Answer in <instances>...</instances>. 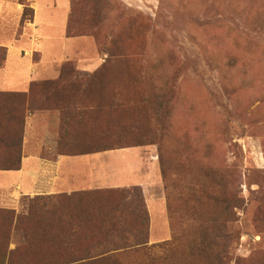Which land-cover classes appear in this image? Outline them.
I'll return each mask as SVG.
<instances>
[{"label":"rangeland","instance_id":"1","mask_svg":"<svg viewBox=\"0 0 264 264\" xmlns=\"http://www.w3.org/2000/svg\"><path fill=\"white\" fill-rule=\"evenodd\" d=\"M0 1L19 11L0 15L1 66L3 45L28 43L35 0ZM69 4L67 34L84 39L76 53L95 70L63 63L55 82L63 88L35 83L30 99L68 106L80 153L144 149L157 164L156 180L145 194L86 191L48 203L0 196V264H264V0ZM14 99L0 109V154L28 109L26 97ZM81 108L82 122L74 120ZM95 194L106 200L93 204ZM37 209L54 212V226L26 218L38 217ZM110 217L133 250L74 263L95 253ZM143 233L147 248L138 247Z\"/></svg>","mask_w":264,"mask_h":264},{"label":"crops","instance_id":"2","mask_svg":"<svg viewBox=\"0 0 264 264\" xmlns=\"http://www.w3.org/2000/svg\"><path fill=\"white\" fill-rule=\"evenodd\" d=\"M69 7V0H35L29 7L33 18L28 43L2 46L5 58L0 66V95L7 96V107L10 102L15 103V96H25L28 108L23 118L18 167L0 169V196L14 203L20 198L71 197L86 191L119 188H140L145 194L149 182L156 180L157 164L148 159L144 149L69 152L61 112L42 106L53 105V99L44 97V104L31 101L32 85L57 82L63 63H78L80 67L75 69L82 73L95 70V67L84 69L80 64L83 54L76 53L84 39L66 36ZM8 11L19 13L13 4L0 1V15ZM62 104L63 101L59 103Z\"/></svg>","mask_w":264,"mask_h":264},{"label":"trees","instance_id":"3","mask_svg":"<svg viewBox=\"0 0 264 264\" xmlns=\"http://www.w3.org/2000/svg\"><path fill=\"white\" fill-rule=\"evenodd\" d=\"M26 12L31 13V11L27 7H25L24 17L26 15ZM66 36L68 38H71L70 36H68L67 30H66ZM4 58H5V56H4ZM3 61H4V59H3ZM61 76H62V71H61L60 79L57 82H59L61 80ZM51 86L57 88V87L62 86V85H59L56 83H51ZM62 88H63V86H62ZM23 98L25 99V96H23ZM6 99H7V96L0 95V109L3 108L4 105H7L8 101H6ZM41 103L44 104L43 101ZM37 105L40 108H43L42 107L43 105L41 106L39 103ZM45 106H48V105H45ZM59 107L60 108H56L53 106V107H47V108H54V109H57L61 112L63 137H68V139H67L68 150H69V152L80 153L77 151L78 148L74 147V144L79 143V139H77V137H74L72 132H71L72 137H69V134H70L69 132H66V133L64 132V130H68V131L70 130L69 129V121H68V117H67V113H66L67 110H69L67 108L68 106H65L62 104ZM74 114L76 115L74 117V120L82 122V119H83L82 116H84V109L81 108L77 111V113H74ZM22 130H23V119H22V128H21V130L19 129L18 134H16V131H18V129L14 125L9 127V130L7 131L8 135L5 134V139L2 142V153L0 154V169H16L18 167V162L20 160V144H21ZM121 149H129V148H118L117 149L116 147H110V148H103V151L121 150ZM96 152H101V151H95V152H91V153H96ZM83 154H85V153H83ZM86 154H90V153H86ZM98 196L99 195L95 194L94 196L91 197L93 204H98V203L100 204L106 200V197H100V196L98 197ZM120 196H123V195H120ZM37 200H38V198H37ZM40 200H43V199H40ZM45 201H46V203H48L47 201H52V199L49 198ZM58 202H59V200L55 202L56 204L53 206V208L55 206L56 207L59 206ZM7 204H10V203H7ZM53 208H51V209H53ZM37 212L39 213L38 217H33L32 213H31L26 218L29 221H32V222L34 221L35 225H37V223L39 222V219L41 218V219L45 220V223H47V225H53L54 226V224H53L54 222L51 220V219L54 220V216L51 218V216L53 214H55L54 212L49 213L48 211H46L44 213L45 216L41 214L42 212L40 209H37ZM58 219L60 221L62 220L60 216L58 217ZM18 221H19V218H15V222H16L15 226H17ZM105 224L110 227L109 232L107 235H105L104 240L103 241L99 240V242H98L99 244L95 248H93L95 250V253L93 255H91L90 252H86V254H84L80 257L77 256L75 259L76 261H74V263H77V262H80V263L83 262L84 263L85 261H90V260L100 261V260H104L108 257H114L118 254H126V253L133 250V249L128 250V248H127V244L129 243V240H130L129 237L126 235H120L117 233V221H116L115 217H110L108 220L105 221ZM142 237H143V242L139 243L138 247L139 248H147V242H145V241H147L146 240L147 235L143 233Z\"/></svg>","mask_w":264,"mask_h":264}]
</instances>
